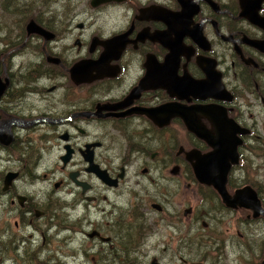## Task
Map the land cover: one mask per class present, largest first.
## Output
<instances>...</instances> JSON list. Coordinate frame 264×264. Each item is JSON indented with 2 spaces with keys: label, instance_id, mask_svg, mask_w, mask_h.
Instances as JSON below:
<instances>
[{
  "label": "flooded vegetation",
  "instance_id": "flooded-vegetation-1",
  "mask_svg": "<svg viewBox=\"0 0 264 264\" xmlns=\"http://www.w3.org/2000/svg\"><path fill=\"white\" fill-rule=\"evenodd\" d=\"M0 10V138L11 137L0 139V197L30 216L16 227L48 218L58 197L61 230L75 233L65 260L263 264L264 0H0ZM167 104L214 137L203 108L245 130L225 185L253 190L245 206L198 179L188 154L213 147L178 116L155 121ZM10 234L0 226V257Z\"/></svg>",
  "mask_w": 264,
  "mask_h": 264
},
{
  "label": "rangeland",
  "instance_id": "rangeland-1",
  "mask_svg": "<svg viewBox=\"0 0 264 264\" xmlns=\"http://www.w3.org/2000/svg\"><path fill=\"white\" fill-rule=\"evenodd\" d=\"M5 36H8L7 31L4 28L3 30L0 28V38ZM263 120L264 118L257 116L258 125H263ZM3 169H5V166L0 164V171ZM52 170L54 171V175H51ZM61 177L62 174L57 169V166L49 167L48 178H50L51 181ZM39 185L40 183L33 185L32 190L41 194L37 192ZM28 187L29 186H27V188ZM46 189H51V183L46 185ZM38 199L43 200L42 194L38 196ZM57 201H59V205ZM9 203L10 197L4 199L0 197V226L7 227L16 242H13V245L11 246L9 243L6 244L5 248L7 250L5 251L4 256L0 257V264H80L79 260H65L58 257L63 250H69L66 246L68 237L71 239L75 238V233L72 231H68V229L61 230V228L65 227V223L68 224V222L65 221L69 216L67 210L60 207L62 204L61 198L56 197V199H53L52 207L49 211L50 216L48 218L45 217V219L38 220L33 217V223H27L26 225L20 223V226L18 227L15 226L17 220L20 221L23 216L26 218H30V216L23 214L19 216L16 211L7 212L9 210ZM69 212L75 216L78 214L77 212H79V210ZM85 240L87 243H91L90 239L86 238ZM76 243L77 241H74V244ZM209 244V247L213 250L210 257L214 261L216 257H218L217 254H215L218 245L217 238L215 237L214 243ZM17 248L20 249V253L15 250ZM29 255L30 257H28ZM92 261V258H90L88 259V262H84L83 264H92Z\"/></svg>",
  "mask_w": 264,
  "mask_h": 264
},
{
  "label": "water",
  "instance_id": "water-1",
  "mask_svg": "<svg viewBox=\"0 0 264 264\" xmlns=\"http://www.w3.org/2000/svg\"><path fill=\"white\" fill-rule=\"evenodd\" d=\"M216 82L218 83L217 80ZM202 111L212 116L216 121L218 133L215 137L210 134L208 130L202 128L196 123L195 120L190 119L188 108L183 105H177L176 107L170 106V104L163 105L160 108L162 116H159L157 111L155 112L156 118L153 119L159 122L160 118L162 119L161 123L166 124L170 116H178L183 119L188 128L192 129L199 137L205 139L213 147V150L210 153L201 155L200 153L194 154L192 152L188 154V157L190 156L189 158L196 159L194 168L198 179L203 183L212 184L218 188L224 195V200L227 205L236 206L240 204L245 206L242 204V201L245 200L246 192H253L251 188L246 187L243 189L244 191L237 192L235 196H230L225 189L227 173L230 168V160L236 162L238 158L236 146L240 140L237 139L236 133H243L245 130L240 129L239 125H237L232 119H228L225 113H222L217 109L209 107L203 108ZM229 137H234V139ZM5 138L6 137L0 139L5 144L10 143L11 137L8 139ZM97 173L100 174L98 170ZM15 175V173H8L6 176V183H10Z\"/></svg>",
  "mask_w": 264,
  "mask_h": 264
}]
</instances>
